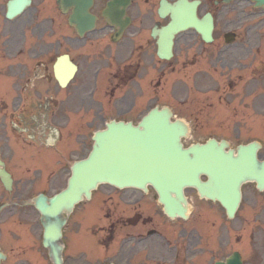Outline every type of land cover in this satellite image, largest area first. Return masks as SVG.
Instances as JSON below:
<instances>
[{
  "label": "flooded vegetation",
  "instance_id": "obj_1",
  "mask_svg": "<svg viewBox=\"0 0 264 264\" xmlns=\"http://www.w3.org/2000/svg\"><path fill=\"white\" fill-rule=\"evenodd\" d=\"M13 1L0 0V156L13 177L11 190L0 182V204H7L0 211V249L5 253L0 264H50L41 232L28 222L33 210L26 200L34 193L35 181L16 177L37 156L44 164L51 160L34 139L42 107L61 131L85 137L92 107L101 106V115H92L101 125L112 118L133 121L132 110L140 107L141 115L153 102H164L154 91L180 71L185 74L182 84L175 82L177 97L192 89L203 100L194 110L185 104L183 113L174 111L194 123L192 130L202 141L264 135V0H184L198 2L199 17L211 15L212 38L206 42L193 29L176 34L169 58L160 54L154 30L171 21L167 10L164 16L160 11L177 0H128L123 17L111 20L118 25L102 13L111 0H92L88 12L94 26L81 37L73 22L74 0H18L15 13L9 7ZM116 1L122 9L125 0ZM67 64H75V73ZM217 106L225 107V117ZM207 114L213 117L210 121ZM45 186V192L53 190L54 181ZM242 188L247 204L241 212L243 224L253 219L263 230L264 191L252 182ZM186 194L193 205L188 221L167 217L152 188L147 194L135 188H104L101 210L90 217L101 239V254L94 261L99 256L101 264H211L217 258L213 219L222 207L200 199L195 189ZM88 218L81 212L68 224L77 228L87 225ZM224 230L233 232V225ZM75 249L77 253H71ZM75 249L65 257L67 262H81L73 258L85 250Z\"/></svg>",
  "mask_w": 264,
  "mask_h": 264
},
{
  "label": "water",
  "instance_id": "obj_2",
  "mask_svg": "<svg viewBox=\"0 0 264 264\" xmlns=\"http://www.w3.org/2000/svg\"><path fill=\"white\" fill-rule=\"evenodd\" d=\"M152 114V118L158 121L146 119L137 127L118 124L114 127L115 133L109 136L96 133L89 156L73 162L66 188L50 198L44 195L34 198V204L43 216V244L49 247L56 264H62L59 241L65 215L76 203L88 199L101 182L141 187L151 183L159 190L165 208L167 206L172 212V203L164 200L167 197L163 189L174 185L182 187V182L199 169L208 174L210 187L201 189L196 186L207 196L219 199L231 192L236 193L238 182L252 175L248 170L239 171L238 167L245 163L233 165L229 156L215 150L219 145L214 141L200 146L204 150H198L196 145L187 153L180 142V132L184 128L179 129L177 121L170 123L160 112L153 111ZM7 177L0 167V178L5 180ZM179 198L183 200L181 192ZM227 264H240L238 256L235 255Z\"/></svg>",
  "mask_w": 264,
  "mask_h": 264
},
{
  "label": "rangeland",
  "instance_id": "obj_3",
  "mask_svg": "<svg viewBox=\"0 0 264 264\" xmlns=\"http://www.w3.org/2000/svg\"><path fill=\"white\" fill-rule=\"evenodd\" d=\"M194 52V50H192ZM189 57H194L195 56V53L194 55H188ZM192 69H195L196 68V65H192L190 66ZM182 69H186V68H182ZM185 72H180V71H177L173 74V76H171V79L169 82L166 83V85H164V87L162 89H158V90H155L153 95H157L158 98L164 100V101H170L172 104L175 105V108L176 110L179 112V113H183L185 111V109L187 110L188 109V106L191 110H194L195 109V106H197L200 102V100H203V97L201 95L198 94L197 92V95L195 94V92L191 89L187 92V99H188V106H186V108L184 109V105H178L175 101V98L178 95V89L179 87L177 86V84H175V82L179 81L181 84L183 83L182 80L184 78V74ZM188 74L191 75V70L188 69ZM195 90H196V87H195ZM184 91V90H183ZM138 102H136L137 104ZM221 107L220 106H217V109H220ZM140 109V107H138L136 110H132V113L129 115V117H132V118H135L138 116V110ZM98 111L101 113V108L98 109ZM95 112H93L94 114ZM201 117L203 118L204 116V113L201 111ZM92 114V115H93ZM227 114V111L225 110V107L221 108L220 111H219V115H222V116H226ZM213 117L209 114H207L206 116V120L207 121H210ZM215 120L217 121L218 118L216 117ZM231 120V119H230ZM241 122V121H240ZM232 123V122H229V124ZM236 122L233 123V125L235 124ZM243 123V126L245 127L246 126V122H242ZM99 123L95 122L93 124V127L97 126ZM232 125V126H233ZM232 131V128L231 130ZM231 140H234L231 138ZM76 154H79L77 151L74 152V155ZM80 156V154H79ZM46 172H48V169L46 170ZM54 172V178L56 179L57 181V188H61L63 186V180L65 179L66 175L68 174V171L66 169H63V168H54L53 170ZM19 176H22L21 173H19ZM41 188H45V184L42 185ZM89 205V204H88ZM87 204H84V205H79L77 208H76V212H75V216H77L79 213L83 212L85 213L89 218V221H90V217H93V213L94 212H97L99 210H101V205L99 207H94V206H91L89 205L88 206ZM33 217V216H32ZM31 217V218H32ZM70 227H72L71 225H69L68 229L66 230V239H67V243H69V248H71L76 242V240H78V237L76 236L75 232H78V233H82V232H86V226L85 224L82 225L79 229H75L74 227V233L70 232L72 229H70ZM91 233H93L91 231ZM250 244H252V242H250ZM90 247L89 249H87L85 251V254L87 256H90L89 260L90 261H93L94 260V255L96 254V251L94 249H92L93 245L90 243ZM77 249L73 250L71 253H74L76 254L77 253ZM250 259L254 258L255 261L257 262V259H258V255L257 253L253 254V255H250L249 256ZM101 258H98L96 259V261H100Z\"/></svg>",
  "mask_w": 264,
  "mask_h": 264
}]
</instances>
